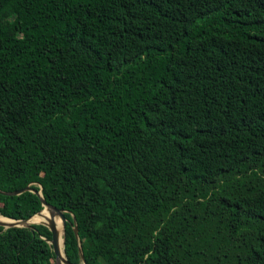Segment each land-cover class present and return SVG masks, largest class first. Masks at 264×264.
I'll return each mask as SVG.
<instances>
[{"label":"trees","instance_id":"1","mask_svg":"<svg viewBox=\"0 0 264 264\" xmlns=\"http://www.w3.org/2000/svg\"><path fill=\"white\" fill-rule=\"evenodd\" d=\"M26 186L71 264H264V0H0V215Z\"/></svg>","mask_w":264,"mask_h":264},{"label":"water","instance_id":"2","mask_svg":"<svg viewBox=\"0 0 264 264\" xmlns=\"http://www.w3.org/2000/svg\"><path fill=\"white\" fill-rule=\"evenodd\" d=\"M24 191H31L34 193H37L39 195V197L41 198V203H42V209L39 210L38 212H36L35 214L31 215L29 218L26 219H12V218H7L2 216L3 218L8 219V221H2L0 220V226H3L4 228H9V227H30L32 226V224H42L44 226H46L50 233H51V239L49 240V243L52 247V251L54 253V262L55 264H71L65 255L64 252V227H65V223H66V218L63 214V211L51 204H48L42 194L41 191H36L33 188H31L30 186H26L24 188L18 189V190H14V191H10V192H3L5 194H9V195H18L21 194ZM47 209L49 212V217H47L46 215L43 214V210ZM38 214L40 217H45L46 221H40V222H34L31 221V218ZM58 216L61 220V225H62V229H63V240H62V244H63V253H64V257L62 258L61 255V248H60V243H59V232L57 230L55 221H54V217ZM74 230V234L75 236H77V227L76 225H74L73 227ZM80 258L82 263L81 264H85L84 262V256L80 250Z\"/></svg>","mask_w":264,"mask_h":264},{"label":"bare ground","instance_id":"3","mask_svg":"<svg viewBox=\"0 0 264 264\" xmlns=\"http://www.w3.org/2000/svg\"><path fill=\"white\" fill-rule=\"evenodd\" d=\"M43 214L46 215L47 217H49L48 210H44L43 211ZM0 220H2V221H8V219L3 218L1 215H0ZM31 221H34V222L46 221V218L45 217H40L38 214H36V215H34L31 218ZM54 221H55L57 230L60 233L59 234V243H60V248H61V255H62V258H63L64 257L63 244H62V240H63V229H62V225H61V220H60V218L58 216H55L54 217Z\"/></svg>","mask_w":264,"mask_h":264},{"label":"rangeland","instance_id":"4","mask_svg":"<svg viewBox=\"0 0 264 264\" xmlns=\"http://www.w3.org/2000/svg\"><path fill=\"white\" fill-rule=\"evenodd\" d=\"M60 234V233H59Z\"/></svg>","mask_w":264,"mask_h":264}]
</instances>
